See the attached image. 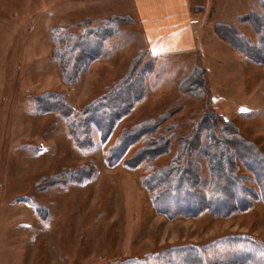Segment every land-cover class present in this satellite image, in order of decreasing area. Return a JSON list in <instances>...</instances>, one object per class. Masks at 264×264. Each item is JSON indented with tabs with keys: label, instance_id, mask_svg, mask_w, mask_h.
Instances as JSON below:
<instances>
[{
	"label": "rangeland",
	"instance_id": "obj_1",
	"mask_svg": "<svg viewBox=\"0 0 264 264\" xmlns=\"http://www.w3.org/2000/svg\"><path fill=\"white\" fill-rule=\"evenodd\" d=\"M105 1L111 3L0 0V36L10 37V40H0V73L6 69L10 70L7 73L24 69L16 83L7 81L9 90L0 91L7 98L4 99L6 106L12 107L7 135H4L5 125H0V264H140L142 260L156 264L155 256L151 260L145 256L172 248H183L190 253L205 252L207 259L212 260L217 258L218 243L232 234H245L264 243L262 198L255 200L253 208L229 217H215L206 212L198 218H169L155 210L152 192L144 183L147 175L171 171L174 177L171 175L170 179L174 182L181 179L192 182L201 175L200 183L207 189L210 169H215L216 172L211 173L219 175L214 183L218 185L216 190L226 184V179L228 182L230 175L244 172L239 168L236 173L219 168L220 163L227 168L230 160L239 163L238 149L232 147V151H228L232 145L226 141L252 150L264 160V9L252 11L254 17L251 12L243 15L237 10L241 19L234 29L228 24L219 25L227 29L226 35L237 39L238 51L253 58L254 64L249 70L253 84L248 87L246 83L244 92L239 90L244 83V80L239 82V68L215 73L223 86L218 93L228 101L224 110L212 98L218 88L212 85L208 70L157 69L160 62L150 55L132 0ZM105 6L109 9L100 10ZM220 14H224L222 8ZM91 19L107 21L96 27L82 25ZM245 20L249 23H244ZM108 24L117 25L118 34L111 38V53L104 60L116 59L117 66L106 68L101 78V71L98 72L101 69L97 72L86 69L77 86H64L60 82V89H56L60 68L53 55L50 31L57 27L85 36ZM40 27L47 43L52 44L48 51L51 68L44 74L34 71L42 58L36 37L33 34L27 40L32 31L39 32ZM167 60L181 63L182 58L175 56ZM52 71L57 73L53 76ZM106 75L109 79L104 80L109 82H103L104 89L99 80ZM95 76L98 79L94 83ZM130 76L131 83L124 81ZM185 79L202 81L203 89L198 86L202 92L197 87H187ZM116 83L124 85L121 90L131 85L139 92L142 89L145 98L126 118L117 122L107 142H102L100 132L95 129V145L91 148L74 146L69 126L63 119L61 123L50 116H35L37 113L32 111L36 106L35 95L40 92L37 88L60 90L79 115L96 95L118 90ZM31 85L34 86L30 88ZM181 88L195 95L200 92V95H184ZM239 96L241 101L237 99ZM246 96L252 99H244ZM233 103L236 104L232 106ZM42 110L39 104V111ZM18 113L23 115L19 123L16 121ZM147 119L156 121L143 129H153L161 122L159 128L164 137L154 142L163 144L169 139L170 155L162 156L155 164L133 166V161L130 160L131 165L121 160L112 166L108 161L112 146L123 132L136 131ZM204 123L207 129H203ZM216 136H220L218 145H215ZM39 142L43 143L41 147ZM153 144L149 142L147 148L154 147ZM134 152L135 147L128 155ZM183 152L184 155L179 156ZM80 166L92 172V176L81 181L72 177L71 172ZM249 184L253 185L252 180Z\"/></svg>",
	"mask_w": 264,
	"mask_h": 264
},
{
	"label": "trees",
	"instance_id": "obj_2",
	"mask_svg": "<svg viewBox=\"0 0 264 264\" xmlns=\"http://www.w3.org/2000/svg\"><path fill=\"white\" fill-rule=\"evenodd\" d=\"M250 15L253 17V14ZM105 26L85 36L83 35L84 33L80 35L72 34L69 30L57 27L50 31V40L54 45L53 55L58 61L61 77L66 86L76 85L82 72L90 62L110 55V40L118 34V27L117 25L109 24ZM226 31L227 29L224 30L219 26L218 32L221 38L236 47V49H239L237 41L226 35ZM131 78L132 76L124 81L129 82ZM202 85V81L197 83L194 80L191 81V79L187 80V87H197L201 91L203 89ZM114 86L118 90L114 92H112L113 89L107 90L101 97L89 102L79 115L75 114L72 108L66 105L63 101V96L59 104L56 100L52 102L53 96H50V98L48 97L49 99H43L40 105L44 110H52V107H55L63 111L68 119L69 131L76 146L81 149L91 148L95 145L93 139L95 129L100 132L102 142H107L117 122L126 118L136 107L137 103L145 98V92L142 89L139 92V90L132 87L133 85L131 87L125 86L124 90H121L124 85L116 83ZM181 90L182 92H180L185 95L192 94L191 96L194 97L200 95V92L195 95L186 88H181ZM144 121V126L136 131L132 132L131 129L130 131L128 129L123 132L118 138L119 140L112 146L108 157V161L112 166L121 160L131 165V161H133V166L142 163L155 164L162 156L170 155L169 146L171 142H169V139L163 141V144L154 142L157 138L162 139L164 137L162 135L164 133L159 128L161 122L156 123L153 129H143L156 120L147 119ZM208 126H210L209 122ZM208 126L204 123L202 127L207 129ZM165 137L167 136L165 135ZM216 137L218 139L215 145H218L220 136ZM149 142H153V146H155L147 148ZM228 142L232 145L228 151H232V147L238 149L239 163L237 161L234 163L230 160V162H227L230 164L227 168L221 163L219 168L232 172L239 168L244 172L234 174V176L230 175L228 182L226 179V184L216 190L215 187L218 185L214 186V183L219 175L211 173L215 169H210L212 171L209 172L210 180L207 189H204L205 187L200 183L201 175L195 181L193 179L192 182L187 179L174 182V180L170 179V176L174 175L171 171L160 175H156V173L147 175L144 183L149 191L152 192L155 210L167 215L169 218H177L179 216L198 218L206 212L215 217H229L235 212H245L253 208L255 200L258 198L264 200V160L259 155L254 154L252 150L234 146L233 142L226 141V143ZM133 147L136 148V153L134 152L130 156L128 152ZM145 151L147 154H144ZM182 155H184V152L179 156ZM185 169L187 168L185 167L182 170L183 173ZM87 173V170L80 166L74 172H71V176L79 179L77 181H81L92 176V172ZM251 180L253 185L249 184ZM216 250L218 252L217 258L212 260L207 259L205 252L203 254L198 252L190 253L183 248H172L162 253L151 252L152 254H145V257L151 260L155 256L156 264H264V243L245 234L229 235L218 243ZM140 264L149 263L148 260H142Z\"/></svg>",
	"mask_w": 264,
	"mask_h": 264
},
{
	"label": "crops",
	"instance_id": "obj_3",
	"mask_svg": "<svg viewBox=\"0 0 264 264\" xmlns=\"http://www.w3.org/2000/svg\"><path fill=\"white\" fill-rule=\"evenodd\" d=\"M109 3L111 2H106L105 0H101V2H99V4L101 5ZM132 6L133 9L135 8V17L137 18L138 16L137 20L143 28L142 34L144 36V40H146L149 45L150 55L155 60L160 62L158 63V68L156 67L157 69L175 67V69L208 70L210 75L213 77V79L211 77L212 85L214 83V85L218 88L217 94H213L212 98H214V100L216 99L217 104L223 107L224 110H226L225 108L227 106L225 102L228 104V101L227 98H224L223 94L218 93L220 92V90H223V86H220L222 82L218 80L217 77H215L216 72L226 73L227 69L239 68L241 70L239 72L241 78L239 79V82L244 80V83L240 85L239 90L241 89L244 92L245 88L247 87L246 83L248 84V87L252 86L253 79L251 80L252 76L250 75L249 71L254 67L252 58H250L248 55H246L247 57L244 56L241 52H239L240 50L238 51V49L221 38L218 29L220 24H228L234 29V27L240 24L241 19L238 18L237 10L242 11L243 15L247 12H251L252 14V11L264 9L263 0H132ZM91 8L92 7L90 6V9ZM221 8L224 11L223 15L220 14ZM103 9L109 8L105 6L100 10ZM41 16H43V14ZM105 21L98 22L97 20L91 19V22H86L83 24L88 27H96L102 25ZM244 23L249 22H246L245 20ZM259 23L262 24L263 22ZM35 25L38 27L39 22H37ZM40 25L43 26L44 23L41 22ZM41 31V27L39 32L32 31L33 33H31L27 37V40H30L33 34L36 37V46L41 49L40 55L42 56V58L39 59V63L38 65H36V69L34 71L39 74H44L48 69L50 70L51 68L48 61V51L50 52L52 44L49 45V42L47 43V37L44 36ZM234 35L237 34L234 33ZM0 40H10V37L0 36ZM234 40L237 41V39ZM221 47L223 48L221 49ZM175 56H181V63H179L178 61L167 60ZM107 58L108 56L90 62L86 66L85 70L90 69L94 72H97L98 69H101L98 71H101V73L99 74V77L101 78V74L106 73L104 72L106 68L116 67L118 64V61L116 59H114L115 61L104 60ZM167 61H170V63H166ZM98 62L100 65L97 66ZM179 65L181 66V68H177V66ZM23 70L24 69H22L21 71H17L16 69H12L10 73H7V71L10 70L6 69L3 74L0 73V91L9 90L10 87H8L7 81L16 83L18 81L17 77H19L20 74L23 73ZM122 70L123 69H118V71ZM56 73L57 72L52 71L51 75L54 76V74ZM58 73L56 76L58 83L56 84V89H60V82L65 86V83L61 78V70L60 76H58ZM9 74L12 75V78L8 77ZM82 76L83 74H81L80 78ZM108 76L109 75H106L102 80H99V83L102 82L100 83V85L102 84L101 88L104 87L105 89L106 84L103 82L106 81L104 79H107ZM95 79L98 78H96L95 76L94 83ZM49 80H51V77H49ZM77 84L72 87L77 86ZM32 86L34 85H31L30 88H32ZM36 90L40 92L38 95L37 93L35 95L36 106L34 107V109H32V111L37 113L35 116H50L53 117L56 121L59 120L61 123L63 119L68 126L66 114L63 111L56 109L55 107H52V110L39 111V104L42 103L43 99H49L50 96H53L52 102L56 100L58 104L61 102V98L63 96V101L66 103V105L75 110V107L73 105L68 104L65 94L60 90H41L39 88H37ZM102 95H96L89 102H91L93 99L101 97ZM246 98L252 99V97L248 96L244 97V99ZM4 99L6 100L7 98L4 97V95L0 94V125L1 127L2 124L5 125L6 132H4V135H7L9 123L12 117V107L10 105H8L7 107ZM237 99H239L240 101L242 100L240 96ZM89 102H87V104ZM140 102H138L137 105L140 104ZM234 104L236 103H233L232 106ZM22 118V113H18L16 115V121L18 123ZM42 144L43 143L39 142L38 146L41 147ZM74 146L76 148H79L76 146V144Z\"/></svg>",
	"mask_w": 264,
	"mask_h": 264
}]
</instances>
